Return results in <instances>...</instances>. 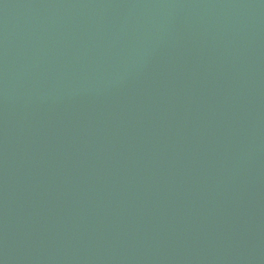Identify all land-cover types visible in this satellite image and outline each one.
Wrapping results in <instances>:
<instances>
[{
	"label": "water",
	"instance_id": "obj_1",
	"mask_svg": "<svg viewBox=\"0 0 264 264\" xmlns=\"http://www.w3.org/2000/svg\"><path fill=\"white\" fill-rule=\"evenodd\" d=\"M0 264H264V0H0Z\"/></svg>",
	"mask_w": 264,
	"mask_h": 264
}]
</instances>
